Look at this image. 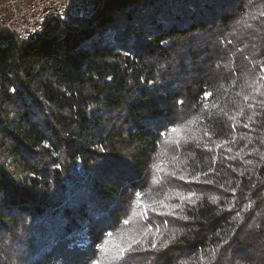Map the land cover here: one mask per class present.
<instances>
[{
  "label": "trees",
  "instance_id": "obj_1",
  "mask_svg": "<svg viewBox=\"0 0 264 264\" xmlns=\"http://www.w3.org/2000/svg\"><path fill=\"white\" fill-rule=\"evenodd\" d=\"M13 261L264 264V0H104L27 41L0 28Z\"/></svg>",
  "mask_w": 264,
  "mask_h": 264
},
{
  "label": "built area",
  "instance_id": "obj_2",
  "mask_svg": "<svg viewBox=\"0 0 264 264\" xmlns=\"http://www.w3.org/2000/svg\"><path fill=\"white\" fill-rule=\"evenodd\" d=\"M104 0H0V28L27 41L40 34L54 18L67 19L97 13Z\"/></svg>",
  "mask_w": 264,
  "mask_h": 264
},
{
  "label": "clouds",
  "instance_id": "obj_3",
  "mask_svg": "<svg viewBox=\"0 0 264 264\" xmlns=\"http://www.w3.org/2000/svg\"><path fill=\"white\" fill-rule=\"evenodd\" d=\"M19 234H22V229L19 231ZM3 243H4V244H9V243H10V238L5 239V240L3 241ZM13 264H16V262L13 261Z\"/></svg>",
  "mask_w": 264,
  "mask_h": 264
},
{
  "label": "rangeland",
  "instance_id": "obj_4",
  "mask_svg": "<svg viewBox=\"0 0 264 264\" xmlns=\"http://www.w3.org/2000/svg\"><path fill=\"white\" fill-rule=\"evenodd\" d=\"M99 11H100V10H99ZM99 11H98V12H99ZM98 12L95 13V14H94L92 17H90V18H93L94 16H96V15L98 14ZM90 18H88V19H90Z\"/></svg>",
  "mask_w": 264,
  "mask_h": 264
},
{
  "label": "water",
  "instance_id": "obj_5",
  "mask_svg": "<svg viewBox=\"0 0 264 264\" xmlns=\"http://www.w3.org/2000/svg\"><path fill=\"white\" fill-rule=\"evenodd\" d=\"M103 5V4H102ZM82 18H84V17H82ZM84 19H86V18H84Z\"/></svg>",
  "mask_w": 264,
  "mask_h": 264
},
{
  "label": "snow or ice",
  "instance_id": "obj_6",
  "mask_svg": "<svg viewBox=\"0 0 264 264\" xmlns=\"http://www.w3.org/2000/svg\"><path fill=\"white\" fill-rule=\"evenodd\" d=\"M137 195H139V193H137Z\"/></svg>",
  "mask_w": 264,
  "mask_h": 264
}]
</instances>
